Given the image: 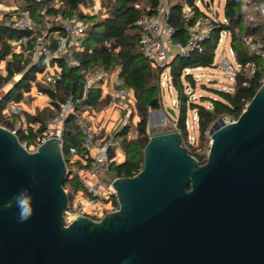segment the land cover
Returning a JSON list of instances; mask_svg holds the SVG:
<instances>
[{
  "label": "water",
  "instance_id": "water-1",
  "mask_svg": "<svg viewBox=\"0 0 264 264\" xmlns=\"http://www.w3.org/2000/svg\"><path fill=\"white\" fill-rule=\"evenodd\" d=\"M210 137L201 164L180 132L159 129L141 171L114 179L118 209L67 223L60 139L30 151L0 125V264H264V84ZM24 188L34 215L19 222L5 204Z\"/></svg>",
  "mask_w": 264,
  "mask_h": 264
},
{
  "label": "trees",
  "instance_id": "trees-1",
  "mask_svg": "<svg viewBox=\"0 0 264 264\" xmlns=\"http://www.w3.org/2000/svg\"><path fill=\"white\" fill-rule=\"evenodd\" d=\"M59 7H50L54 0H0L12 3L21 11H27L38 23L42 22L43 11L49 14L62 13L66 16L78 15L86 24L85 50L76 53L79 66H70L64 59L58 61L61 68V77L55 85L50 86L37 82L38 74L46 69L43 59L33 62L32 49L35 37L32 31L20 30L12 24H0V90L9 84L16 76L19 79L14 82L11 89L0 98V125L12 131H16L21 143H26L28 148L34 144L37 137L47 128V121L54 115L51 105L63 102L70 96L81 97L84 87L85 74L96 67L107 70H118L117 87L133 89L137 96V123L138 136L135 139L127 138L131 123L118 134L121 139L122 149L125 150V159L121 163H112L107 171L111 178L133 177L141 171L144 163V148L149 141L148 125L150 111L161 108L158 101H154L159 95L160 69L153 68L144 57L140 45V32L135 26V21L144 15L153 14L157 0H101V6L105 11H97L94 14L83 13L81 6L93 5L94 0H58ZM171 22L178 29L177 40L185 41L183 31L182 7L187 2L196 11L197 16L205 15L200 7L196 6L197 0H174ZM264 2V0H257ZM243 0H227L223 9V16L228 23L216 22V28L209 41L205 44L203 53L193 54L189 58L176 57L169 65L172 83L178 92L179 116L177 128L181 133L182 143L187 139L188 131L186 120L189 109L197 110L200 117L201 140L206 139L211 126L220 118L230 117L238 119L248 103L261 87L264 59L258 54L251 53L242 43L243 36H250L255 41L264 45V21L250 22L242 11ZM149 8V9H148ZM223 32L231 36V46L236 52L238 62L243 65L242 72L238 75L234 91L213 89L217 98L209 99L211 109L203 105L190 102L184 92L183 76L186 68L213 67L215 65L216 50ZM26 38V44L21 51L16 52L13 41ZM110 44V47H108ZM255 63L256 72L250 74L248 65ZM186 81L195 87V79L191 74H185ZM34 84L51 100L50 106L36 109L35 113L23 114L26 128L17 127V117H9L4 110L13 103L22 102L29 96ZM109 98L101 99L100 89H91L87 98L82 101L83 106L90 105L100 110L106 107ZM36 125H39L36 128ZM64 154L68 153L70 146L77 147L80 151L82 134L70 117L64 126ZM202 146L188 148L187 152L196 157L201 164L206 163L207 154L201 153ZM111 153L110 157H113ZM64 187L68 189V197L71 200L74 193L81 188L76 178L67 177ZM118 208V200H115Z\"/></svg>",
  "mask_w": 264,
  "mask_h": 264
},
{
  "label": "built area",
  "instance_id": "built-area-1",
  "mask_svg": "<svg viewBox=\"0 0 264 264\" xmlns=\"http://www.w3.org/2000/svg\"><path fill=\"white\" fill-rule=\"evenodd\" d=\"M212 1H196L197 7L206 6L207 15L202 16H197L195 9L187 2L183 4L184 42L177 40L178 29L171 22L174 0H157L153 14L141 16L135 21V26L140 32L139 41L144 57L153 68L160 69L159 92L163 71L168 69L173 59L176 57L189 58L193 54L203 53L205 44L214 33L216 22L228 23L224 16L222 19L221 17L216 19L219 11L214 7ZM59 4L58 0H54L49 6L57 8ZM86 9L83 13H87ZM94 9L95 6L90 5L87 10ZM98 10L102 11V8L100 7L96 11ZM242 11L245 18L250 22L256 21L257 17L264 18V2L243 0ZM3 22L12 24L17 29L33 32L35 37L32 49L33 62L43 59L46 64L45 71L38 74L37 82L50 86L55 85L61 77V68L58 66V61L61 59H64L70 66H79L75 54L85 50L84 40L87 24L78 15L49 14L44 9L42 22L38 23L31 17L29 12L21 11L17 6L0 5V24ZM224 34L227 33L223 32L221 34L219 45L223 43L222 36ZM241 41L249 52L256 53L264 59V45L261 42L255 41L250 36H243ZM24 44H26V38L12 42L16 52H20ZM108 47H110V44H108ZM228 51L229 53L224 50L217 65L230 77L231 82L236 83L243 65L238 62L236 52L232 46H229ZM248 68L250 74H255L257 69L255 63L249 64ZM196 69L201 70L203 67H197ZM185 73L193 75L192 68H186ZM117 77V70L110 71L101 66L87 72L84 78L82 96L72 95L63 102H57L56 106L51 105L54 109V115L47 121L46 130L37 137L36 142L29 148L26 143H23L28 150L35 151L48 139H60L63 158L67 166V175L70 178H76L81 185V188L74 193L73 198L69 199L65 212L67 223L80 216L100 221L106 213L118 209L115 206L117 193L112 186L115 178H106L104 174L107 173L112 163L119 162L118 158L123 154L121 139L118 134L126 125L130 123L132 125V122L137 127V122L133 121L132 115L135 114L134 119L138 118L136 108L138 100L133 89L117 87ZM261 82L264 84V69ZM95 88L100 89L101 99L109 98L108 105L100 110L94 106H83L82 104L89 91ZM29 96L41 97L47 95L42 93L34 84ZM158 97L161 99L160 93ZM4 113L9 117L15 115L17 117V127L26 128L24 113L19 107L15 105L7 107ZM157 114V112L154 113L152 117ZM197 114L199 117V113ZM70 117L73 118L75 125L82 134V150L70 146L68 153L64 154L63 130ZM225 119L226 124L237 120L230 117H225ZM198 120L200 122V117ZM38 127L39 125H36V128ZM176 131L180 132L178 129ZM130 134L128 132L129 136ZM182 145L187 150L191 144L189 143L188 146V141L185 140ZM111 153H113V157H110ZM66 192L68 193V189H66Z\"/></svg>",
  "mask_w": 264,
  "mask_h": 264
},
{
  "label": "rangeland",
  "instance_id": "rangeland-1",
  "mask_svg": "<svg viewBox=\"0 0 264 264\" xmlns=\"http://www.w3.org/2000/svg\"><path fill=\"white\" fill-rule=\"evenodd\" d=\"M210 1V0H205ZM214 7L218 9L219 14L216 17V19L223 18V9L225 6V0H213ZM1 6H7V7H15L17 5L12 3H5L1 2ZM18 7V6H17ZM97 10V6H95L94 10L87 11L91 14H94ZM105 11V10H103ZM263 20L264 18L257 17V20ZM223 43L218 45V48L216 50V57H215V65L213 67H206L201 70H198L196 68L192 69L193 77L195 79V87H192L190 82L186 81L185 74L183 76V84H184V92L189 97L190 102L197 103L200 105L205 106L208 109H211V102L209 99L211 98H217V95L214 94L213 89L216 90H224V91H234L235 83L230 81V77L226 75L217 65L219 57L224 52L229 53L228 48L229 45H231V36L229 33L224 34L222 36ZM231 57V56H230ZM1 69H4V65L0 66ZM19 79V76H16L13 81H11L9 84L4 86L0 90V98L3 97L13 86L14 82H16ZM163 82V84H162ZM160 96L161 99H158L159 104L161 105V108L157 110V115L152 117L150 120L149 118V125H148V135L149 138L159 129H162L164 131L167 130H177V119L179 116V107H178V92L173 86L172 83V77L170 75V69H165L163 71V75L161 76V87H160ZM159 96V95H158ZM25 97V99L18 103H13L9 105L8 107H11L15 105L16 107H19V109L22 111V113H35L36 109H43L46 105V97H32L31 99ZM31 97V96H30ZM168 108H171L174 110L175 115H172ZM198 111L189 109L187 120H186V127L188 131L186 142L188 141L191 144L189 148L192 147H198L202 146L201 153H205L208 155L210 151L211 146V137H210V129L207 132L206 139L204 141L201 140L200 136V129H199V120H198ZM135 115V114H134ZM132 115V119L134 122H139L140 118L138 115V118L134 119L135 116ZM24 117V116H23ZM162 117L164 118V122ZM223 120H226L225 117L222 118ZM130 136L128 137L129 140L135 139L138 136V130L137 127H135L134 123L132 122V126L129 128ZM123 154L119 156L118 163H121L125 159V150L122 149ZM106 178L109 176L104 174Z\"/></svg>",
  "mask_w": 264,
  "mask_h": 264
},
{
  "label": "clouds",
  "instance_id": "clouds-1",
  "mask_svg": "<svg viewBox=\"0 0 264 264\" xmlns=\"http://www.w3.org/2000/svg\"><path fill=\"white\" fill-rule=\"evenodd\" d=\"M13 201L18 209L17 219L19 222H25L34 215L33 196L30 189H22L13 197L12 201L5 204V207L11 209L13 207Z\"/></svg>",
  "mask_w": 264,
  "mask_h": 264
},
{
  "label": "crops",
  "instance_id": "crops-1",
  "mask_svg": "<svg viewBox=\"0 0 264 264\" xmlns=\"http://www.w3.org/2000/svg\"><path fill=\"white\" fill-rule=\"evenodd\" d=\"M93 5L94 6H97V9H99L100 7L102 8V6H101V0H94V2H93ZM92 5V6H93ZM206 7V6H205ZM205 7H202L201 9L203 10V12L205 13V15H207V11H206V9H205ZM88 9V6H81V10H82V12H84L85 11V9ZM86 9V12L88 11ZM99 11V10H98ZM102 11H103V8H102ZM97 12V11H96ZM87 13H90V12H87ZM86 14V13H85ZM229 46H231V45H229ZM2 65H4V64H2ZM117 72H118V70H117ZM41 97H43V96H41ZM44 97H46L47 99V101H46V105L45 106H50L51 105V100H50V98L48 97V96H44ZM126 155V154H125Z\"/></svg>",
  "mask_w": 264,
  "mask_h": 264
}]
</instances>
